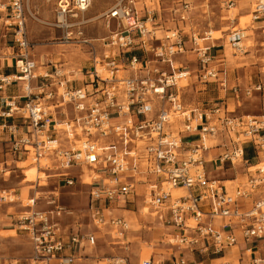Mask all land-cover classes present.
I'll use <instances>...</instances> for the list:
<instances>
[{
	"label": "built area",
	"instance_id": "2783aa9c",
	"mask_svg": "<svg viewBox=\"0 0 264 264\" xmlns=\"http://www.w3.org/2000/svg\"><path fill=\"white\" fill-rule=\"evenodd\" d=\"M92 2L54 0L62 43L75 42L90 49L92 65L85 73L88 82L82 87H72L67 85L66 77L56 72L58 78L34 73L36 63L29 54L31 44L25 30L23 0H0V7L4 8L0 11H5L0 19L11 30L18 49L15 59L18 78L0 76V90L19 81L26 92L22 105L10 98L0 111L3 117L19 115L25 125L21 134H17V125H8L11 135L0 151L16 156L29 154L32 149L34 159L52 156L56 169L78 167L83 173L86 166L92 170L95 175H90L86 213L98 229L109 228L122 237L129 223L114 211H126L128 203L141 197L143 208L150 210L148 214L169 230L167 242L171 247L220 254L240 238L247 243L260 242L264 249V196H261L264 166H250L243 159L245 143H251L264 155V115L237 117L218 105L211 109L187 107L177 87L187 72L175 71L173 66L174 55L185 51L186 42L177 31L158 38L156 29L147 27L153 22L151 10L145 8L141 13L140 0H111L103 10L105 27L114 21L115 28L96 38L101 42L97 44L107 48L97 55L96 43L80 38L82 26L87 22L83 14ZM252 5V20L261 23L264 33V0H252ZM188 7L183 2L182 20ZM197 39L191 35L189 43L196 53L198 78L224 88L226 73L216 67L210 52L212 46L201 45ZM235 43L233 40L231 45L236 47ZM138 50L145 55L138 56ZM97 65H104L105 77L98 74ZM38 77L41 79L33 88L31 80ZM231 88L237 93L236 86ZM256 88L260 90L262 85ZM54 104L70 105L72 117L64 114L58 121L50 113L49 105ZM173 119L177 120L175 128ZM57 123L64 126L63 130ZM77 129L80 133L75 132ZM181 133L198 134V141H183ZM80 136L86 139L81 144L76 143ZM206 140H219L224 145L217 158L220 163L228 161L231 167L245 165V181L230 189L220 180L208 177L203 153L211 145L207 146ZM56 175L65 183H72L69 172L59 171ZM255 193L260 197L255 199ZM0 199L5 200V196L0 194ZM248 200L250 206L246 207ZM30 201L27 204L30 209L14 214L11 221L13 229L30 242L32 251L25 259L26 264H52V261L72 264L82 257L86 245L94 244L96 236L92 231L83 230L76 222L68 227L63 224V213L72 215V212L64 210L54 198L50 200L53 207L43 211L32 208L34 197ZM169 249L172 255L169 260L155 262L149 257L140 264H204ZM0 264L18 261L0 256ZM251 264H264V259L254 257Z\"/></svg>",
	"mask_w": 264,
	"mask_h": 264
},
{
	"label": "rangeland",
	"instance_id": "374dc122",
	"mask_svg": "<svg viewBox=\"0 0 264 264\" xmlns=\"http://www.w3.org/2000/svg\"><path fill=\"white\" fill-rule=\"evenodd\" d=\"M228 1L230 0H140L139 7L141 13H144L145 8L151 10L153 22L152 25L148 23L147 27L156 29L155 35L158 38L171 34V31H177L186 42L185 51L174 55L173 66L176 68L175 71L191 70L177 82L180 99L187 107L198 106L201 109H211L218 105L223 106L229 115L237 117L249 115L259 118L264 115V71L262 69L264 33L260 28L261 23L252 20V0H231L234 2L232 5H229ZM183 2L188 3L189 7L185 19L182 20L180 15ZM110 3L111 0H93L91 7L83 14L87 22L82 26L83 36L80 38H88L92 43H96L97 55H101L107 48L97 44L101 42L96 38L106 36L109 30L115 28L114 21H111L106 28L103 18L99 16ZM23 7L25 30L31 44L29 54L36 63L34 73L41 76L48 73L51 75H47L48 77L58 78L55 75L56 72L62 75V78L66 77L68 86H84L85 82H88L85 73L91 69L92 65L89 46L77 45L75 42L62 43V32L56 26L54 0H23ZM2 9L4 8L0 7V10ZM4 14L5 11H0V17ZM210 31L211 40L200 39L207 37ZM191 35H196L201 45H211L212 42L219 44L221 54L217 56L216 62L219 63L216 67L226 73L227 84L224 88L216 82H202L198 78L196 53L189 43ZM5 40L13 48L7 53H14L13 68L17 75L15 59L18 58V49L12 40L11 30L6 29L0 19V44ZM233 40L239 42V48L231 45ZM136 54L145 55L141 50H138ZM97 69L102 73L107 72L104 65H97ZM40 79V77L32 79L33 88ZM258 84L262 85L260 90L256 88ZM232 86L238 88L237 93H233ZM35 90L33 89V92ZM20 101L22 105L25 98H20ZM61 109L67 118L72 117L70 105L66 104ZM172 121L175 128L177 120ZM185 140L189 139L185 137ZM215 142L212 140V144ZM209 144L211 145V142ZM1 147L3 148L2 145ZM0 153H2L0 194L5 196V200L0 199L1 257L15 259L18 264L27 263L25 259L31 255L32 251L30 242L23 233L13 229L11 221L14 214L30 209L27 204L32 203L30 198L33 197V209L43 211L52 208L53 204L50 200L54 198L64 210L72 212V215L63 213L62 221L65 226L68 227L76 222L81 224L83 230H90L95 234L94 244L86 245L81 251L82 257L75 262L77 264H140L142 260L149 257L155 262H165L167 261L165 253L168 255L170 251L168 248L174 251L180 250L178 246L171 247L168 244L169 230L148 212L143 213L144 204L141 197L136 198L131 204L128 203L125 207L126 211L121 209L114 211L115 214L124 216L129 223L128 231L121 237L109 228L94 227L88 220L86 207L90 190L87 183L89 174L84 175V171L82 173L78 167H69L66 170L56 169L52 156L34 159L32 153H20L16 156L5 155L3 150ZM250 154L252 153L248 151L246 156L249 157ZM236 166L237 169L243 168L242 164ZM259 166L263 167L264 162ZM35 167L39 172L48 175V177L44 174L40 175L45 178L43 182L36 180ZM84 168L88 167L83 166ZM59 171L69 172L72 183L67 184L62 177L56 175ZM241 179L239 178L238 181H245V178L243 181ZM91 181L92 177H90ZM185 251L183 250V253ZM193 252L195 259L203 260L204 264H224L225 261H230L229 255L214 260L213 258L219 255L203 254L196 250Z\"/></svg>",
	"mask_w": 264,
	"mask_h": 264
},
{
	"label": "crops",
	"instance_id": "0c3cea01",
	"mask_svg": "<svg viewBox=\"0 0 264 264\" xmlns=\"http://www.w3.org/2000/svg\"><path fill=\"white\" fill-rule=\"evenodd\" d=\"M218 45H219L218 43L212 42L211 43L212 48L210 50L214 58L213 61L216 65H218L217 63H219L216 62L217 56L221 54L220 53L221 49L218 48ZM9 49L12 50L13 48L10 46V44H8L6 40L4 43L0 44V76H13L15 74V69L13 68L14 53L8 54L7 52H9ZM9 60H11V64H9ZM190 71L191 70H186L187 73ZM31 85H32V80H31ZM77 86L78 85H76L75 87ZM25 95L26 92L24 90L22 82L19 81L11 82L3 86V89L0 90V111H2V108H4L5 106L4 105L5 102H7L10 98H15L16 101L20 103L21 102L20 98H25ZM49 106L52 107V109H50V113L53 114L54 118H56L57 120H61L64 117L62 113L63 110L61 109L62 107L61 108L57 107L55 104L54 106L52 105ZM11 124L17 125V134H21L25 129L23 120L20 118L19 115H14L13 117L0 116V147L1 145L2 146L6 145L5 141L10 138L11 134L10 131H8L7 127L8 125ZM180 136L182 137L183 141H186L185 137L186 139L188 138L189 140H187L186 142L196 143L198 141V134L181 133ZM215 141H216L215 143H219L221 145L215 147L213 146L215 143L212 144L211 142L212 144L211 147L208 148L203 153V158L206 161L205 169L207 171V175L210 178H216L220 180L223 184H225L227 188L233 189L236 185H238V183H240L238 181L239 178H242L241 179L242 181L244 180V178H246L247 176L246 168H244L245 167L244 165L242 166L243 168H239V169H237V166L231 167L228 161H224L220 163L217 160V158L220 152L222 151L224 145H222V143H220L219 140H215ZM248 151L252 153L250 154L249 157L246 156ZM243 152H244L243 159L247 160L248 165L250 166L258 165L264 162V160H261L262 158H264V155L261 152H258L251 143H245L243 145ZM0 157H2V153H0ZM35 169L37 173L36 174L37 176L35 177L36 180H39L41 174H44L46 177H48V175L45 174L44 172L42 173L39 172L37 167H35ZM226 182H230V183L228 184ZM261 196H264V191L261 193ZM257 197H260V195H257V193H255L254 198L256 199ZM245 204L246 207L250 206V201L249 200L246 201ZM215 222H219V219H215ZM183 250L186 251L183 253ZM178 251L180 254L183 253L181 255L189 260L203 261V260L195 259L194 252L191 250V248H184ZM170 252L171 249L168 255L167 253H165L167 256L166 260L170 259ZM217 255L219 256H215L217 258H213L214 260L215 259L219 260L225 257L226 255H229L230 261L229 262L227 261L226 264H235V261H237V264H251L254 257H260L264 259V249L262 248L260 242L247 243L239 238L238 242L234 246L226 248L222 253ZM76 261H74L72 264H77L75 263ZM51 263L54 264L53 261Z\"/></svg>",
	"mask_w": 264,
	"mask_h": 264
},
{
	"label": "bare ground",
	"instance_id": "6f19581e",
	"mask_svg": "<svg viewBox=\"0 0 264 264\" xmlns=\"http://www.w3.org/2000/svg\"><path fill=\"white\" fill-rule=\"evenodd\" d=\"M99 16H102L101 15V13H100V15ZM211 38H212V34H211V31L210 32H208V34H207V37H205V39H208V40H211ZM235 46L236 47H239V42L237 41L236 43H235ZM97 72H98V74L99 75H101V77H105L106 76V73H102L100 70H98L97 69ZM18 78V75H13L12 76V78ZM59 121V120H58ZM57 125H58V127L59 128H61L62 127V125H60L59 123H57ZM64 127V126H63ZM63 127H62V130H63ZM75 132L76 133H80V129H77V130H75ZM80 138H81V140L80 141H76V143H79L80 142V144H81V142L82 141H85L86 139H85V137H82V136H80ZM209 142H212V140H206V142H205V144L207 145V146H209L210 144H209ZM212 145V144H211ZM30 153H32V155H33V151H32V149H31V152ZM44 156H46V155H43L42 157H40V158H43ZM33 157H34V155H33ZM83 171H84V175L85 174H89V178H87V183H90V173L92 174V176H94L95 175V173H93V171L92 170H90V169H88V168H84L83 169ZM39 180L41 181V182H43L44 180H45V178L44 177H39ZM147 212H149L148 211V209H146L145 207L143 208V213L144 214H147ZM226 262V261H225ZM224 262V263H225Z\"/></svg>",
	"mask_w": 264,
	"mask_h": 264
}]
</instances>
